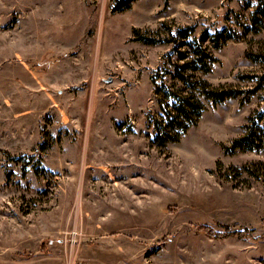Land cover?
Here are the masks:
<instances>
[{"label":"rangeland","instance_id":"1","mask_svg":"<svg viewBox=\"0 0 264 264\" xmlns=\"http://www.w3.org/2000/svg\"><path fill=\"white\" fill-rule=\"evenodd\" d=\"M0 264H264V0H0Z\"/></svg>","mask_w":264,"mask_h":264},{"label":"bare ground","instance_id":"2","mask_svg":"<svg viewBox=\"0 0 264 264\" xmlns=\"http://www.w3.org/2000/svg\"><path fill=\"white\" fill-rule=\"evenodd\" d=\"M196 140V139H195ZM204 140V139H203ZM208 146V145H207ZM194 147H196V145L194 146ZM209 147V146H208ZM185 150V149H184ZM202 150H204V149H202ZM179 151V150H178ZM200 151H201V149H200ZM180 152V151H179ZM204 152V151H203ZM204 153H206V152H204ZM177 154H178V152H177ZM137 156V155H136ZM134 157H135V155H134ZM129 158H131V157H129ZM133 158V157H132ZM131 158V159H132ZM178 158V157H177ZM176 158V159H177ZM177 160H195V153H190L189 151H186V152H181L180 153V155H179V158L177 159ZM124 161V160H123ZM125 161H127V160H125ZM124 161V162H125ZM133 161V160H132ZM135 161V160H134ZM128 162V161H127ZM138 163V162H137ZM125 164V163H124ZM134 164H136V163H131V165L130 166H133V168H135V165ZM138 165V164H137ZM137 165H136V167H137ZM142 165V164H141ZM144 166V165H143ZM177 166V165H176ZM183 166V165H182ZM174 167V166H173ZM182 168V167H181ZM188 168V167H187ZM186 168V169H187ZM75 169V168H74ZM112 169V168H111ZM124 169V168H123ZM122 169V170H123ZM141 169V168H140ZM153 169V168H152ZM183 169V168H182ZM125 170H127V169H125ZM138 170V169H137ZM144 170H146V169H144ZM143 170V171H144ZM150 170V169H149ZM178 170V169H177ZM132 171H134V169H132ZM152 171V170H151ZM150 171V172H151ZM186 171V170H185ZM131 172V171H130ZM190 172V171H189ZM194 172V171H193ZM124 172H122V174H123ZM186 173V172H185ZM118 174H120V173H118ZM126 174V173H125ZM125 174L124 175H121V177H125ZM136 174V173H135ZM147 175L145 176V177H147L146 178V180L148 181V185L147 186H145L146 187V190L148 191V193H149V196L147 197V198H151V195H152V192L154 193L156 190H158L157 189V187H156V185L153 183V181H151V178H152V176L150 175L151 173H146ZM127 175H129V174H127ZM190 175V174H189ZM153 176H155V175H153ZM156 177V176H155ZM155 177H153L154 179H156ZM188 177V176H187ZM190 177V176H189ZM138 178V177H137ZM136 177L135 178H133V179H129L128 180V184H129V182L131 183L130 185H129V187H133L131 190L129 189V188H126V187H121L120 188V190H118L119 192L118 193H120V192H123V193H125L128 197H126V199H127V201L130 203V201L132 202V200L134 199V197L132 196V194L135 192L136 193V190L137 189H139L140 188V182L142 181L141 179V181L139 182V180L137 179ZM191 178V177H190ZM197 178V177H196ZM84 179V178H83ZM86 179V178H85ZM192 179V178H191ZM158 180V179H157ZM198 180V179H197ZM145 181V180H144ZM144 181H143V183H144ZM196 180H194L193 182H195ZM199 181V180H198ZM85 183H86V181H85ZM83 184V183H82ZM99 184V183H98ZM147 184V183H146ZM197 184H199V183H197ZM140 185V186H139ZM143 185V184H142ZM115 186H117V185H115ZM121 186V185H120ZM143 186V187H144ZM151 186H153V189H151L152 187ZM198 186V185H197ZM137 187H139V188H137ZM114 188H116V187H114ZM159 188V187H158ZM111 189H113L112 187H111ZM84 191V190H83ZM141 191V190H140ZM82 195V194H81ZM80 197V196H79ZM137 198V197H136ZM129 199H130V201H129ZM129 203H128V205H129ZM137 203V202H136Z\"/></svg>","mask_w":264,"mask_h":264},{"label":"trees","instance_id":"3","mask_svg":"<svg viewBox=\"0 0 264 264\" xmlns=\"http://www.w3.org/2000/svg\"><path fill=\"white\" fill-rule=\"evenodd\" d=\"M197 103L199 104L198 101H197ZM178 104H179V107L177 108L178 112H177V114H175V120L174 121L180 120L182 118L181 123H184V119L186 120V119H189L190 117H192L193 110H197V108L195 107V104L192 102V98L191 97H183V98H181L179 100ZM198 113H199L198 114L199 115L198 118H199V117H201L202 113H200V110H199ZM182 127L185 128L183 131H186L188 129V126L184 127L182 125ZM179 136H177V138H173V141H177L179 139ZM208 231H211V230H208ZM213 233H214V235H216V232L213 231ZM243 234H244V232L238 230V231H232L231 234H227V235H243ZM218 235H222L223 236V234H218Z\"/></svg>","mask_w":264,"mask_h":264},{"label":"water","instance_id":"4","mask_svg":"<svg viewBox=\"0 0 264 264\" xmlns=\"http://www.w3.org/2000/svg\"><path fill=\"white\" fill-rule=\"evenodd\" d=\"M109 81H111V80H109Z\"/></svg>","mask_w":264,"mask_h":264}]
</instances>
